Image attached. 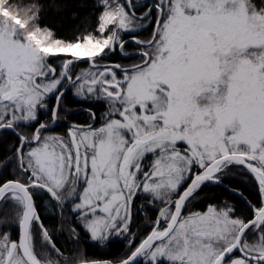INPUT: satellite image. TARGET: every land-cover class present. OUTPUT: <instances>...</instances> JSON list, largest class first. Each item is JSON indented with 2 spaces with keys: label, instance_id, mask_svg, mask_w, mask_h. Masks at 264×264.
Instances as JSON below:
<instances>
[{
  "label": "snow or ice",
  "instance_id": "snow-or-ice-1",
  "mask_svg": "<svg viewBox=\"0 0 264 264\" xmlns=\"http://www.w3.org/2000/svg\"><path fill=\"white\" fill-rule=\"evenodd\" d=\"M42 9L0 0V264H264V0H96L68 41ZM69 92L88 122L71 120ZM234 170L257 185L247 215L191 207ZM37 201L70 218L56 232L77 249L117 236L128 252L100 262L59 246ZM137 201L155 213L138 244Z\"/></svg>",
  "mask_w": 264,
  "mask_h": 264
},
{
  "label": "trees",
  "instance_id": "trees-1",
  "mask_svg": "<svg viewBox=\"0 0 264 264\" xmlns=\"http://www.w3.org/2000/svg\"><path fill=\"white\" fill-rule=\"evenodd\" d=\"M40 3L43 5L40 23L52 29L55 35L63 40H74L80 34L89 30L95 23L94 8L96 0H40ZM149 34L144 36L146 37ZM112 59L118 63H130L119 60V56H114ZM64 103L69 112L88 107V104L77 102L71 92L65 95ZM49 104H54V99L50 100ZM93 110L100 116L104 109L100 104H93ZM61 115H64L63 111ZM82 116L84 115H71V120L79 122L80 124L88 122V118L85 120ZM44 118L43 116L41 117V119ZM57 131H61V129L58 128ZM11 139V136L0 135V155H3L5 146L9 145ZM4 176L11 178L8 173L0 175V178ZM240 195L247 201L253 203L258 201V189L254 179L250 178V174L246 173V171L242 173L234 170L228 176L224 177L222 184L209 183L204 186L199 192L198 198L192 202L191 207L196 210H203L210 203L222 204L227 201L243 214L247 215L248 208ZM37 203L40 206V215L44 224L53 232L56 243L59 246L71 252L83 251L88 259L100 262L119 260L128 252V241L124 238H114L111 242L103 245L95 244L92 241H81L80 248L77 249L75 242L71 240L67 230H64L63 234L56 232L58 225L62 222L68 223L70 218L61 217L58 209L54 210L48 207L47 201H37ZM139 207H141V201H137L136 206L132 210L133 216L132 223L130 224L131 232L135 234L137 244L149 230L148 217L154 216L155 214L154 211L147 213L141 211L138 213L137 208ZM0 227L6 228L9 225H0Z\"/></svg>",
  "mask_w": 264,
  "mask_h": 264
},
{
  "label": "flooded vegetation",
  "instance_id": "flooded-vegetation-1",
  "mask_svg": "<svg viewBox=\"0 0 264 264\" xmlns=\"http://www.w3.org/2000/svg\"><path fill=\"white\" fill-rule=\"evenodd\" d=\"M148 2L149 3H151L152 2V0H148ZM153 15H155V13L153 12ZM148 33H150V27L148 28V29H146L144 32H143V36L144 35H147ZM119 60H124V61H128V62H130V63H128V64H131V62H134L133 60H127V59H122V58H120L119 57ZM118 60V61H119ZM54 103H55V100H54ZM74 114H80V115H84V116H82V118L83 119H89V113L87 112V111H83V109H77V110H73V111H70L69 112V115H74ZM97 116H98V114H97Z\"/></svg>",
  "mask_w": 264,
  "mask_h": 264
},
{
  "label": "rangeland",
  "instance_id": "rangeland-1",
  "mask_svg": "<svg viewBox=\"0 0 264 264\" xmlns=\"http://www.w3.org/2000/svg\"><path fill=\"white\" fill-rule=\"evenodd\" d=\"M75 71H77V72H79L80 71V69L78 68V69H75ZM72 94V93H71ZM71 207V205H69V208ZM132 216H133V213H132ZM131 223H132V221H131ZM114 238H121V237H117V236H114V237H112V239H114Z\"/></svg>",
  "mask_w": 264,
  "mask_h": 264
},
{
  "label": "water",
  "instance_id": "water-1",
  "mask_svg": "<svg viewBox=\"0 0 264 264\" xmlns=\"http://www.w3.org/2000/svg\"><path fill=\"white\" fill-rule=\"evenodd\" d=\"M240 197L242 198V200L244 201V203L246 204V206H247V200L244 198V197H242L241 195H240Z\"/></svg>",
  "mask_w": 264,
  "mask_h": 264
}]
</instances>
